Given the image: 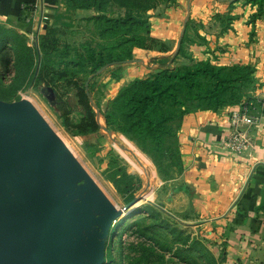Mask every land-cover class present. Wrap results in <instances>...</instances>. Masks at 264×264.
<instances>
[{"label": "rangeland", "instance_id": "1", "mask_svg": "<svg viewBox=\"0 0 264 264\" xmlns=\"http://www.w3.org/2000/svg\"><path fill=\"white\" fill-rule=\"evenodd\" d=\"M178 2L179 0H156L155 7L143 11L141 15L145 18L147 27L139 28L138 33L149 39L148 47H135L134 60L145 59L148 63L153 56L167 54L161 50V44L167 43L155 37L153 24L165 17ZM113 11L115 15H121L126 9L115 4ZM45 22L51 23L49 20ZM44 26L37 28L40 34L45 32ZM185 30L190 35L188 26ZM57 33L62 44L67 45L69 50L75 46L83 50L87 44L94 45L97 40L96 27L87 22ZM151 38L155 41H151ZM24 39L36 47V40L26 34ZM185 46L187 48V44ZM174 51L175 48H171L168 55ZM37 52L35 75L26 79L17 59L6 51L1 53L0 92L2 90L8 93L10 99H0L9 102L24 99L31 101L118 210H123L131 201L137 200L126 214L113 222L103 264H264V229L256 228L260 213H264V202L257 207L256 214L252 217L253 226L250 227L249 235L240 230L242 222L233 225L231 217L234 212L200 214L195 211L194 205L192 209L187 208L188 195L192 197L193 192L189 190L184 177L187 159L181 141L179 153L162 155L158 165L130 136L119 130H109L102 114L97 113L102 125L98 133L88 136L87 140L74 134L62 123L59 111L41 93L40 88L46 85L41 82L39 86L34 81L44 57L41 49ZM182 62H186V59L179 57L177 63ZM112 70L100 72L101 76L96 79L94 102L103 111L115 97L108 89V85L117 79ZM118 73L119 70L116 74ZM73 75L74 73L57 78L58 90H55L58 91V99L63 96L65 99L66 95L69 97L73 105L71 118L76 121L80 116L74 104L73 86L69 83V80H73ZM124 174L127 175L126 178L123 177ZM126 186H129L128 190H124ZM235 216L250 218L240 210Z\"/></svg>", "mask_w": 264, "mask_h": 264}, {"label": "trees", "instance_id": "2", "mask_svg": "<svg viewBox=\"0 0 264 264\" xmlns=\"http://www.w3.org/2000/svg\"><path fill=\"white\" fill-rule=\"evenodd\" d=\"M250 1L257 5L254 18L264 15V0ZM115 4L126 12L115 15ZM155 4L156 0H68L70 8L93 9L98 13L92 19L97 29L94 45L87 44L83 50L76 46L69 50L57 33L60 30L48 25L45 33L39 35V47L36 48L25 41L24 34L0 24V55L5 51L12 54L26 79L35 75L37 51L41 49L44 57L41 69L34 77L36 84L40 86L42 82L58 90L57 78L74 73L69 83L73 86L74 104L80 116L76 121L71 118L73 105L69 97L58 99L55 90L57 102L54 107L66 127L87 140L88 136L101 130L97 113L102 114L109 130H119L130 136L159 165L162 155L179 153L185 116L197 110H216L242 102L246 90L254 83L255 69L251 65L228 66L195 59L185 46L190 41L185 30L172 54L168 55L170 46L161 44V50L167 54L151 57L149 74L122 87L103 111L94 102L96 79L101 76L98 72L102 68H111L117 78L119 73L116 72L122 64L134 60L133 49L148 47L149 39L141 36L138 29L147 27L141 14ZM29 8L21 12L20 22L23 24H27ZM179 57H184L186 62L177 63ZM1 92V99H10L8 93ZM170 139H173L172 143Z\"/></svg>", "mask_w": 264, "mask_h": 264}, {"label": "crops", "instance_id": "3", "mask_svg": "<svg viewBox=\"0 0 264 264\" xmlns=\"http://www.w3.org/2000/svg\"><path fill=\"white\" fill-rule=\"evenodd\" d=\"M27 7H32L37 16V22L30 25L20 22L21 12ZM42 8L51 22L45 24V31L48 25L60 30L86 22L95 26L92 19L98 14L93 9L70 8L68 0H0V24L34 38L39 32L36 27ZM256 13L257 5L250 0H179L165 17L153 24L155 37L172 49L178 48L188 26L187 51L195 59L228 66L251 65L255 69L254 83L242 100L255 104L259 120L251 130L252 143L243 153L235 154L225 146L230 111L238 104L193 111L185 116L180 131L187 159L184 177L193 192L192 197L188 195L187 208L194 205L200 214L234 212L233 225L242 222L240 230L249 235L252 217L264 202V15L254 18ZM144 60L122 64L119 76L108 85L113 97L134 79L149 74L150 61ZM238 210L250 218L236 217ZM260 215L256 228L264 229V213Z\"/></svg>", "mask_w": 264, "mask_h": 264}, {"label": "water", "instance_id": "4", "mask_svg": "<svg viewBox=\"0 0 264 264\" xmlns=\"http://www.w3.org/2000/svg\"><path fill=\"white\" fill-rule=\"evenodd\" d=\"M136 202L118 210L31 101L0 99V264H103Z\"/></svg>", "mask_w": 264, "mask_h": 264}, {"label": "built area", "instance_id": "5", "mask_svg": "<svg viewBox=\"0 0 264 264\" xmlns=\"http://www.w3.org/2000/svg\"><path fill=\"white\" fill-rule=\"evenodd\" d=\"M29 7H27L28 9ZM31 8V10H30ZM29 8V13L26 19L27 24H33L37 22V16L32 11V7ZM42 17L38 21V25H45L47 20H50L48 15L45 13L44 8H42ZM37 26L36 29L39 27ZM38 34H40L38 32ZM31 37V39L36 40L34 43L38 48V38L39 36ZM231 124L229 127V132L225 138V146L233 153L240 154L243 153L247 148L250 147L252 143L251 130L258 122L259 117L255 113V104L250 101H242L237 107L232 108L230 111Z\"/></svg>", "mask_w": 264, "mask_h": 264}, {"label": "bare ground", "instance_id": "6", "mask_svg": "<svg viewBox=\"0 0 264 264\" xmlns=\"http://www.w3.org/2000/svg\"><path fill=\"white\" fill-rule=\"evenodd\" d=\"M126 214V213H125Z\"/></svg>", "mask_w": 264, "mask_h": 264}]
</instances>
